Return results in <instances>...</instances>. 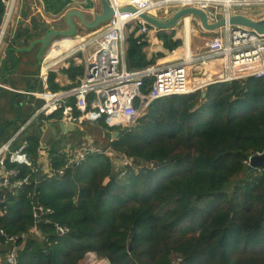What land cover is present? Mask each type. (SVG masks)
<instances>
[{"label": "trees", "instance_id": "1", "mask_svg": "<svg viewBox=\"0 0 264 264\" xmlns=\"http://www.w3.org/2000/svg\"><path fill=\"white\" fill-rule=\"evenodd\" d=\"M3 13L0 4V19ZM22 15L2 62L4 80L49 29L42 18ZM136 33L127 39L130 69L155 61L147 58L146 36ZM173 36L158 32L171 51L182 44ZM52 75L48 88L56 90ZM150 83L145 80V93ZM48 116L61 119L62 110ZM117 130L110 146L132 165L93 153L52 178L32 171L40 139L23 134L32 167L7 158L6 168L18 169L17 177L30 174L31 182L0 188V227L8 235L35 227L42 237L18 240L24 245L16 264H81L88 252L110 264H264V168H248L249 157L264 152V78L160 97L134 126ZM58 142L49 150L54 168L65 163ZM36 205L42 209L38 227ZM57 225L67 231L58 233Z\"/></svg>", "mask_w": 264, "mask_h": 264}, {"label": "built area", "instance_id": "2", "mask_svg": "<svg viewBox=\"0 0 264 264\" xmlns=\"http://www.w3.org/2000/svg\"><path fill=\"white\" fill-rule=\"evenodd\" d=\"M108 1L115 9V14L95 36L89 37L80 44V49H91L92 52L86 60L85 72L78 85L60 93L49 89L34 93L46 98V103L39 110L44 114L50 115L60 108H64L65 114H71L72 106H69L67 101L73 98L75 107L81 112L80 120L96 121L103 118L113 130L125 129L134 126L145 114L150 103L160 97L204 91L207 86L218 82L243 80L248 77L264 78V33L229 23L230 17L238 13L255 19L242 9L264 7V0H229L228 4L225 0ZM19 2V0H0V4L4 5V13L0 19V53L8 29L13 24V17ZM129 6L135 7L137 11H120L121 8ZM187 7L205 11L209 23H215L223 17L226 19V23L218 29L219 32L205 41L206 52L177 63H161L141 69H128L125 61L128 25L138 24L139 32L149 35L152 32L151 25L141 18V13L149 14L158 20H166L178 10ZM256 15L263 18L264 11L257 12ZM214 60L222 62L220 75L216 78L203 76L197 80L196 72ZM146 79H150L151 83L145 93L142 89ZM43 80L47 84V74L43 75ZM0 87L9 89L1 81ZM66 119L74 118L69 116ZM27 147V141H24L16 150L10 148V143L0 146V168L3 170L1 185L3 187L19 188L31 182L30 174L17 177L18 169L6 168L7 158L11 162L23 163L32 167V160L25 152ZM110 148L112 147L106 149L86 144L79 147L76 152L65 151L64 165L54 168L50 164V167L43 173L49 178L63 175L67 168L79 165L89 154L106 153ZM118 154L121 156L117 161L120 166L132 165V158ZM36 170L32 168L33 172ZM46 211L52 212L51 209H46ZM57 231L64 234L67 229L57 225ZM29 235L41 236V233L33 227L29 233L8 235L0 227V245L11 246L4 264H16L15 248L19 246L18 240H24ZM99 260L101 259L95 252H88L83 264H98ZM180 260L174 261L173 264H179Z\"/></svg>", "mask_w": 264, "mask_h": 264}, {"label": "crops", "instance_id": "3", "mask_svg": "<svg viewBox=\"0 0 264 264\" xmlns=\"http://www.w3.org/2000/svg\"><path fill=\"white\" fill-rule=\"evenodd\" d=\"M19 1L21 2V0ZM38 1L40 3V6H38V11L41 12V20L49 25V29H67L68 25L65 20V14L70 9L81 10L88 20L93 19L95 12H100L102 10L101 7L100 9L93 11V2L90 1H84L82 6L75 4H80L78 0ZM120 1L124 2L125 0ZM17 10L18 6L16 7V12ZM63 10L66 12L63 13ZM195 16L196 15H186L182 17V19L172 29L167 30L168 32H174V40L179 39L182 41V44L172 51L165 48L163 41L159 39L158 32L160 29L151 26L152 32L149 35H145L148 41V45L145 47V52L148 59H153L155 61L153 64L148 66L170 62L177 63L187 59L186 55L188 56L191 54L190 58H192L193 56H197L206 52L205 41L211 37L205 39L203 46L201 48L197 47L194 53L192 47V36L208 32H213L216 34L219 32V30L217 29L216 31H208L204 29L198 16H196L199 19L197 27H194L193 19ZM19 17L20 19H18ZM170 18L171 16L162 21H168ZM22 20L23 19H21V16L19 14L17 16L15 13V16L13 17V25L19 24ZM73 20L76 25V32L74 35L53 37L50 42L51 48L49 50L43 49V44L36 52L34 51L35 48L31 51H29L30 48L27 49L28 52L21 54V62L17 65L13 72L11 71L12 73H10V75L6 76V80L2 79L0 75L1 82L11 87L9 89L0 87V131L3 127H5L0 133L2 135L0 146L5 143H10V148L12 150H16L24 141H27L24 139L25 136L23 137V134L36 135L38 137L40 134H42V132H44L45 129L48 128V123L52 124V126L48 129L51 130L52 133L47 139L45 147H42L43 144L41 142V138L38 137L40 139V147L38 150V155L35 157V162L38 166L36 169H40L42 173L44 170L50 167L51 159L49 150L52 145H55L56 141H59L58 146L64 152L69 150L76 152L79 147L86 144L107 149L110 147V142L112 141V132L115 131L110 130L111 135H107L106 132L108 129L104 128L101 123L102 120H104L103 118L96 121L88 119L80 120L79 117L81 116V112L75 107V102L73 104L70 103L73 98H69L67 101V104L72 106L71 114H65L64 108L59 109L62 110L61 119L49 117L48 115L39 111L46 103V98L38 96L34 93L43 92L46 89H49L52 92H64L77 86L80 79L84 75L86 60L90 56L92 50H82L79 48L80 44L85 41L84 39L86 36H88V33L81 36L78 35L77 28L83 24L78 17H73ZM28 21L29 19H27V22ZM187 22H189L190 25V35L186 34ZM102 28L103 26L92 30L88 37L95 36V34L98 33ZM136 29V35H140L141 33L139 32L138 24L128 25L126 32L127 39L129 34ZM14 34L15 31H13L11 34L7 32V36L3 42L2 52L0 53V70L2 67V62L7 55L6 50ZM45 36L46 34L43 35V39ZM176 51H178L177 54ZM29 57L34 59L33 62H30L31 60L28 59ZM43 67L46 68L45 72L43 71ZM79 68H83L84 71L82 74L79 73ZM221 71V60H214L209 62L207 66L203 67V69L201 68L199 72H196V79L199 80L203 76L216 78L220 75ZM49 73L53 74V84L58 86V89L56 90H51L48 87L46 88V85L48 86V80L47 84H45L43 75L47 74L49 76ZM200 74L202 76H199ZM19 90L29 91L31 93L26 94L20 92ZM72 101H74V99ZM75 110H77L79 114L76 115ZM69 116H72L74 119H66ZM61 121H64L67 126L61 128L59 125ZM91 131L97 132V135L101 136V138H107L106 145H102L101 142H103V140L101 141L96 139ZM63 140L65 141L64 144H62ZM98 141L101 142L99 143ZM2 173L3 170L0 168V188L3 187L1 185ZM10 249L11 246L9 245H0V264H4L6 262V256ZM81 264H83V261ZM98 264H108L107 259L99 260Z\"/></svg>", "mask_w": 264, "mask_h": 264}, {"label": "water", "instance_id": "4", "mask_svg": "<svg viewBox=\"0 0 264 264\" xmlns=\"http://www.w3.org/2000/svg\"><path fill=\"white\" fill-rule=\"evenodd\" d=\"M99 1L102 5V10L100 12H95L92 20H88L81 10H78V9L68 10L65 14V20L68 25V28L67 29H54V28L48 29L45 38L41 40L43 43V49L46 48V46L51 42V39L53 37L71 36L75 34L76 25L74 23L73 17H78L81 20L82 24L86 28H89V29H97L101 24L107 23L112 18V16L115 14V9L109 3L108 0H99ZM255 9L251 7H247L242 10L245 12L249 11V12H255V13L264 11V7H258ZM120 11L121 12H126V11L136 12L137 9L135 7L129 6V7L121 8ZM186 15L198 16L201 20V24L203 28L208 31H216L217 29L221 28L226 23V19L224 17L215 23H209L208 17L205 11L199 8H195V7H187V8L178 10L171 16V18L168 21L158 20L154 18L153 16L146 14V13L140 14L142 19L148 22L151 26L156 27L160 30L172 29L182 19V17ZM229 23L231 25L244 26V27L250 28L258 33H264V17L261 19H254L244 14L238 13L230 17ZM203 95H205V93H203ZM59 125L61 126V128H64V126H67L64 121H61ZM51 126L52 124L48 123L47 124L48 128L45 129L44 132H42V134L38 136L39 138H41V142L43 144L42 147L46 146L45 144L47 142V139L52 133L51 130H48ZM119 135H120V131L118 130H115L112 132V137L114 139ZM64 143L65 141L63 140L62 144ZM106 154L115 156V158L113 159L114 163L117 162L121 158L120 154H118L115 150H113V148H110L106 152ZM248 168L250 170L264 168V152L250 156ZM1 181H3V178H1ZM40 215H41V209L40 207L36 205V220H37L36 227H38V221L40 219ZM23 245L24 244L15 248V251L17 252L19 249L23 247ZM107 262L108 264H110L108 260Z\"/></svg>", "mask_w": 264, "mask_h": 264}, {"label": "rangeland", "instance_id": "5", "mask_svg": "<svg viewBox=\"0 0 264 264\" xmlns=\"http://www.w3.org/2000/svg\"><path fill=\"white\" fill-rule=\"evenodd\" d=\"M79 2H80V4H78V3H75L76 5H79V6H82L83 5V2L84 1H90V2H93V11L94 10H97V9H100L101 7H102V5H101V3H100V1L99 0H78ZM38 6H40V3H39V1L38 0H21V2L18 4V10H17V12H16V15L18 16V14L21 16V19H23L22 18V14H23V12H27V14H28V16L29 17H32V16H37L39 19L41 18V12L40 11H38ZM65 8H66V6H65ZM255 9V8H254ZM66 10V9H65ZM65 10H63V13H65L66 11ZM256 10V9H255ZM238 11V10H237ZM246 14L247 15H251V16H254L255 17V19H261V17H259L258 15H256V13L255 12H249V11H247L246 12ZM90 16H91V14H90ZM20 19V18H19ZM198 17H194V19H193V23H194V27H197V23H198ZM17 25L18 24H15V25H10V27H9V29H8V33L9 34H11L13 31H16V28H17ZM14 26V27H13ZM101 26H105V23H103V24H101L98 28H100ZM186 28H187V30L188 31H190V25H189V22H187V25H186ZM92 30H94V29H88V28H86L85 26H83V25H81V26H79L78 28H77V34L78 35H84V34H86V33H88V36H89V33L90 32H92ZM215 34L212 32V33H203V34H200V35H194V36H192V47H193V50H194V53H195V50H196V48L197 47H202L203 46V44H204V40L205 39H208V38H210V37H212V36H214ZM86 36V35H85ZM88 36H86L85 37V41L89 38ZM41 40H40V42H39V44H35V52L38 50V49H40L41 48ZM33 48V49H34ZM51 47H50V43L46 46V48H45V50H49ZM201 50V49H200ZM29 60H31L30 62H33V60L34 59H31L30 57L28 58ZM44 68L45 67H43V70H44ZM1 81V80H0ZM9 87V86H8ZM9 88H11V87H9ZM20 92H21V90H19ZM19 92V93H20ZM22 94V93H21ZM92 132V134L95 136V138L96 139H98V140H103V142H101V141H98L99 143L101 142V144L102 145H106V142H107V138H101V136H98L97 135V132H94V131H91ZM107 135L109 136V134L111 135V132H110V130H107ZM112 158L114 159L115 158V156H112ZM243 176V173L242 174H240L238 177H235V178H233L231 181H230V183L228 184V186L226 187V189L227 190H230L231 188H232V186L234 185V183H235V181L238 179V178H240V177H242Z\"/></svg>", "mask_w": 264, "mask_h": 264}, {"label": "bare ground", "instance_id": "6", "mask_svg": "<svg viewBox=\"0 0 264 264\" xmlns=\"http://www.w3.org/2000/svg\"><path fill=\"white\" fill-rule=\"evenodd\" d=\"M225 2L228 4V3H229V0H225ZM186 34L190 35V31H188L187 28H186ZM177 52H178V51H176V54H177ZM190 56H191V54L188 55V56L186 55L187 58H190ZM45 70H46V68H44L43 71L45 72Z\"/></svg>", "mask_w": 264, "mask_h": 264}]
</instances>
